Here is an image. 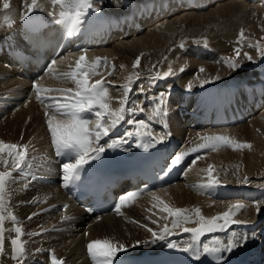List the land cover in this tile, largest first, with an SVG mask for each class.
Wrapping results in <instances>:
<instances>
[{
	"label": "bare ground",
	"instance_id": "bare-ground-1",
	"mask_svg": "<svg viewBox=\"0 0 264 264\" xmlns=\"http://www.w3.org/2000/svg\"><path fill=\"white\" fill-rule=\"evenodd\" d=\"M51 1L37 0V5L31 12H29V8L23 5L9 4L8 9L0 7V43H3L8 37L17 38L22 28V22L26 18L39 15L42 19L51 22L59 19L61 15L66 14L75 17L78 10L84 11L79 8L74 0H57L55 3ZM215 1L92 0V8L88 9L80 18V33L75 41L55 62L47 65L43 74L34 83L18 77L15 70L5 64V56L0 55V140L15 144L19 142L18 145L27 146L25 156L19 161V168L12 166L15 157H10L6 153L0 154L3 159L7 160V165L0 163V172L7 171L11 173L10 176L6 177L3 193H0V196H2L0 216L4 218L3 224L0 225L3 228V252H0V264H52L53 257H55L58 264H103L102 258L93 259L87 251V244L97 239H107L116 245L124 244L126 246V251L119 253L113 264L118 259H137L141 256L151 257L159 254L160 251L171 248L168 246L169 241L177 244L176 249H188L189 260L198 262L205 253L203 251L204 243H208L210 248L222 247L227 244L229 239L235 240L241 236L249 237L247 243L243 247L238 246L230 253H222L225 257L224 263H264V192L256 191V188L253 191H248L239 187L238 189L225 187L227 189L225 191L220 188L222 191L220 192L217 186V190L220 192L217 193V190L213 189L215 187L201 188L206 185L200 180L202 166L199 162L193 165L192 159H190L193 154L200 153L199 155H203L201 153L203 150L201 152L191 151L204 142L202 137L217 135L219 130L233 129L234 134L230 132L232 134L230 136H234L233 139L237 143L246 142V139H258L259 132H264L261 129L264 127V76L259 77V80L255 81L254 79L245 83V85L242 83V87L237 85L236 91H228L224 100H221L226 103L225 106L222 105L223 102H221V105L219 102L220 106L215 107L216 105H213V108L208 103L207 105H201L212 87H208V90L206 84V86H203V91L207 90L202 92L196 91V88L192 85V89L195 88V90L190 89V87L191 94L188 97L179 93V95L174 92L169 93L170 86L177 83V76L173 74L175 81L172 80V84L171 81H163L161 78V80L157 78L160 81L154 80L156 75L153 73L154 71L150 70L153 62L160 58L157 53L163 49L162 46L169 42L175 31L182 29L190 34L199 33L201 28H207L209 25L212 27L217 22L218 27L224 26L230 17H233L231 18L232 24L239 27L238 22L241 21V15L246 14V11L242 12L244 11L242 6L254 3L264 6V0ZM11 2L16 3L17 0ZM212 2H215L214 5L216 6L208 5ZM207 5L208 7L203 9ZM60 6L65 7L59 8ZM43 9L47 10L44 12ZM5 16L9 17L7 21L4 19ZM214 17L216 18L211 21ZM89 19H93V21L90 23ZM121 23H128L126 31L128 30L129 33L122 34L124 31L119 33ZM145 44L147 45L145 46ZM134 48L140 49L136 51ZM193 54L191 53L190 56ZM81 55L86 57L88 65L95 63L98 57L101 58V67L97 69V74L90 77V83H94L96 80L103 81L108 88L106 102L109 103L110 110H116L120 107V100L123 99L120 89L125 85L131 89L125 107L126 109L131 107L134 110L131 113L126 111L125 120L121 121L114 129H111L107 137L102 136L99 144H93V147H105V151L101 156L106 155L108 152H115L126 159L138 156L145 151H151V154H161L162 157L167 156V170L178 167V176L169 186L142 195L131 194L124 190L119 194L118 199L120 200L125 194H129L130 198L121 205L120 212L117 213L114 210L112 213L100 217L86 216L84 211L77 207L65 194V187L62 183V165L68 162H58L56 148L47 127V120L52 117L66 120L69 117L56 111L53 100L37 99V93L34 91V86L51 89V91H44L39 95L42 98L59 97L61 102H65L63 99L65 92L60 90L69 88L76 90L75 82L68 74L75 70L76 61ZM137 57L141 58V62L138 67H134ZM103 61L107 62L106 65L103 64ZM196 62L193 61L195 64ZM208 65L205 66L206 68L204 67L203 72L193 74V79L190 82L200 85L198 83H202L201 81H204L207 76L218 74V72L222 73L221 71L217 72L215 66L210 65L208 67ZM157 66L159 65L157 64ZM109 71H111V74H109ZM186 76H188V73H186ZM184 77L185 75L181 78ZM185 79L187 83L190 77ZM182 82L180 80V84L176 88L183 92L185 86ZM141 89L143 94H141ZM221 92L222 95L225 94V91L221 90ZM161 94H163L162 105L159 104ZM255 101L258 106H255ZM97 110L99 109L94 108L92 111L81 113L83 114L81 118L88 120L90 130L95 129V111ZM12 117H15V121L10 123ZM128 119H132L134 123L130 125L127 122ZM141 120L145 122L144 126L139 125L138 122ZM102 123L105 128H110V121L107 117L102 120ZM127 133H132V135H127ZM223 133L224 131L219 132L220 135ZM262 134V137H264V133ZM162 136L164 137L163 140L160 139ZM13 137H17L18 141H12ZM92 138L94 139V136ZM112 139L121 141L118 148H107V143L111 142ZM258 144L250 149L247 148L248 151H246L247 149L241 150L244 152L241 163H244L246 170L251 171L252 174H255L257 169L264 168V144ZM221 147H223V144H221ZM64 150L61 149L59 156L63 154ZM228 150L226 149V151ZM209 151H212V149L205 150L206 153ZM224 151L225 149L220 154L218 150H215L212 154L208 153L204 157L200 156L202 158L200 163L206 161L208 164L206 167L217 165V169H219V167H223V165H226L225 163H228L223 161V157L230 156L227 154L228 152ZM230 152L232 153V151ZM181 153H184L183 159L177 165H172L171 161ZM215 155H218V157H214ZM76 158L77 153L74 150L70 162L74 163ZM226 158L229 159V157ZM234 166H237V164ZM213 170H216V167ZM222 170L225 171V167ZM230 173L227 172L226 175H230ZM238 173L236 170L235 174ZM221 174H218V176ZM239 174L240 176L237 177H241V173ZM251 176L249 177L253 178ZM233 179L230 180L233 181ZM239 180L241 182L242 177ZM251 182L254 183L253 180ZM252 183L250 184L252 185ZM262 184L264 183L262 182ZM175 191H181L185 198L182 203L173 206L187 209L192 219L184 223L181 228L172 229V234L166 236L165 240L150 243L153 237L147 229L151 228L159 233L165 225L171 228L173 218L167 217V214L164 215L161 211L150 210L152 207L147 209L142 206L139 200L143 199V202L146 203L144 199H149L148 202L153 200L155 196H159V194L167 196ZM152 196L154 197L151 198ZM151 202L154 203V201ZM146 204L148 205V203ZM146 204L145 206H147ZM236 204H242L243 207L236 209L234 208ZM196 208L201 210V215L206 219L221 215L231 209L232 220L236 223L227 225L224 231L205 233L199 241H196L192 233L183 231V228L194 229L199 227L194 213ZM149 210L153 211V214ZM32 213L37 215L32 216V219L29 220L28 216ZM11 216L16 218L15 221L10 219ZM153 221H156V223H153ZM115 225L125 230L123 239L113 238V236H118ZM16 227L22 229L21 241L24 246V256L21 259L12 258L13 246L11 240L17 235L15 233ZM233 233L236 235L233 236ZM253 235L255 236L254 239L251 238ZM214 238H219L222 245L213 244ZM189 245H192V247L189 248Z\"/></svg>",
	"mask_w": 264,
	"mask_h": 264
},
{
	"label": "snow or ice",
	"instance_id": "snow-or-ice-1",
	"mask_svg": "<svg viewBox=\"0 0 264 264\" xmlns=\"http://www.w3.org/2000/svg\"><path fill=\"white\" fill-rule=\"evenodd\" d=\"M53 2H57V0H53ZM76 4H78L79 8L84 10L77 11L75 13L76 21L81 23V16L84 13L92 8V0H74ZM37 5V0H32V4L29 6V12L32 11ZM4 9L9 8V0H3ZM4 19L7 21L9 19L8 16H5ZM243 32H241V36ZM183 46V45H182ZM236 56H240V50L236 49ZM247 56L249 60H251V56L247 53L244 54ZM141 58L137 57L134 67H138L140 65ZM101 58H97L96 62L92 65H88L86 63V57L81 55L79 59L76 61L75 70L69 73L71 79L75 82L76 90L71 88L63 89L60 91L65 92V97L63 98L65 102H61V98H42L39 94L44 91H51V89H42L40 87H35V91L37 93V99L45 100L51 99L55 102V108L58 113L61 115L69 117V119L61 120L56 119L55 117L49 118L47 120V127L51 134L52 142L55 145L57 155L61 154V149H74L77 153V158L75 162H68L62 165V183L64 187H68L69 184L73 181L74 178L78 177L79 170L82 168L84 164H86L89 160L99 159L101 154L105 151L104 146L93 147V144H99L101 137H107L109 135V131L114 129L117 125L121 123V121L125 120V113L133 112L134 110L131 107L126 109L125 105L128 100L127 89L125 91L124 99L120 100V107L116 110H110V105L107 101L108 99V88L104 85L102 80H96L94 83H90V77L94 74H97V69L101 67ZM106 61H103V64L106 65ZM228 66L232 69H236L238 67L237 63L234 61H229ZM203 72L204 69L201 68L199 70ZM111 74V71H109ZM168 74L165 73V76ZM219 79V77H216ZM209 81L205 80L202 83H208ZM190 87V86H189ZM141 94H143V90L141 89ZM159 104H163V94H161V98ZM94 108H98L99 110L95 111V129H89V122L86 119L81 118L80 114L86 111H92ZM107 117L110 121V128H105L102 123V120ZM127 122L132 125L134 121L132 119H128ZM140 126H144L145 122L143 120L138 122ZM127 135H132V133H127ZM94 136V139L92 138ZM163 136L160 137L163 140ZM203 143L199 144L196 148H193L192 152H201L202 150L207 149H216L221 144L232 147L233 149H243L250 147V145L245 143H237L235 140L230 139L225 135H206L202 137ZM121 141L119 139H112L111 142L107 143V148L114 149L120 146ZM26 145H18L15 143H6L0 140V154H7L10 157H15L14 164L12 166L19 168V161L23 159L25 156ZM24 149V150H22ZM91 153V154H90ZM184 153L176 155L175 158L171 161L172 165H177L183 159ZM200 157H197L199 159ZM0 163H4L7 165V160L3 159V156L0 155ZM195 163V161H193ZM11 173L4 171L0 172V193H3L6 177L10 176ZM209 181L208 185L204 187H211L215 184H218L219 181L212 178L211 169L209 170ZM129 194L123 195V197L119 200V202L115 205V211L117 213L120 212L121 205L124 204L125 201L129 200ZM0 202H2V196H0ZM160 211L163 213H167V217H172V227L169 228L167 225L163 227V229L157 233L153 231V229L148 228L152 234L153 240L150 243L156 241L165 240L166 236H170L172 234V229L181 228L182 225L186 222H189L192 217L188 213L187 209H181L178 207H170L167 203L163 201H159ZM65 208L67 206H64ZM242 204L234 205V208L240 209L242 208ZM195 217L197 218V222L199 224L198 228L190 229L183 228L185 233H192L193 238L196 241H199L200 237L205 233H215L217 231H224L227 225L236 223V221L232 220V210L224 212L221 215L213 216L209 219H206L203 215H201V210L199 208L194 209ZM37 215L36 213H32L28 216V219H32V216ZM165 217V219H167ZM3 217L0 216V225L3 224ZM10 219L15 221V217L11 216ZM222 221V223H220ZM156 223V221H153ZM15 233L17 234L14 239L11 240V244L13 246V259H21L24 256V246L21 241L22 229L20 227L15 228ZM233 236L236 234L233 233ZM251 238H255L253 235ZM249 237L241 236L237 239H229L226 245L222 247H213L210 248L208 243H204L203 251L205 253H220L216 257V260L219 264H222L224 260V255L222 253H230L235 248L243 247ZM213 244L222 245V241L219 238L213 239ZM171 248H177V244L175 242L169 241L168 244ZM192 245H189L191 248ZM187 251L188 249H184ZM87 251L89 255L95 259L97 257L103 259V264H113V261L117 258L118 254L126 251V246L124 244L116 245L111 241L104 240H93L87 244ZM0 252H3V228L0 227ZM198 252V251H197ZM197 258H199L197 256ZM52 264H58L55 257L52 259Z\"/></svg>",
	"mask_w": 264,
	"mask_h": 264
},
{
	"label": "rangeland",
	"instance_id": "rangeland-1",
	"mask_svg": "<svg viewBox=\"0 0 264 264\" xmlns=\"http://www.w3.org/2000/svg\"><path fill=\"white\" fill-rule=\"evenodd\" d=\"M11 1H13V0H9V4L10 5H13V4L14 5L16 4L17 6L23 5L26 8H29L28 6L31 5V3H32V0H30V2H29V0H25V2H24V0H22V2H21V0H19V2H21V3H19L18 0H17L16 3L15 2L13 3ZM51 2H53V0ZM215 2L209 3L208 5L216 6V5H214ZM27 4H28V6H27ZM208 5L206 7H204L203 9L207 8ZM0 7H2L4 9V7H3V0H0ZM63 7H65V6H60L59 8H63ZM244 7H245V9H244ZM41 8H45V7H41ZM242 8L244 10L242 12L244 13L246 11V14H243L242 13L243 15H241V17H242L240 19L241 21L238 22V26L239 27H237L234 24H232L231 18H233V17H230L228 19V21L225 22L224 26L222 25V27H218V25H217L218 22H217V23L213 24L212 27H210V25L207 26L208 29L206 27L201 28L199 30L200 31L199 33L190 34L186 30H182V29L177 30V32L175 31L171 35V39L169 40V42L166 43L167 45L165 44L164 46H162L163 49L159 50V52L157 53V55H160V58L156 59L153 62V65L151 66V69L150 70L152 72L154 71L153 73L156 75L155 79L154 78L153 79L156 80L157 78H159V79L161 78L163 81H171L170 83L173 84V81H175V76H177V79H176V82L177 83L174 82L175 84H173V85L171 84L172 86H170L169 93H173V92L175 94L176 93L177 94L179 93L180 95H185L186 97H188L191 94L190 93V89H192V87H191L192 85H193V87L196 88V91H202V92H205L208 89V87H210V88L212 87V90H211L212 92L211 91H208L209 94H207V96L204 98L202 104H201V102H199V104H201V105H203V104L204 105H207V103H208V105H210L212 107H213V105L214 106L216 105L215 107H218V106L221 105V102H223L221 100L222 99L224 100V97L227 96V92L228 91L234 92V91L237 90V87H238L237 85H239V86L241 85L240 87H242L243 85H245V83H248L250 81H253L254 79H255V81L256 80H259V77L262 78L264 76L263 75V73H264V6H261V4H258V3H254V4L244 5V6H242ZM40 10H41V12H43L42 9H40ZM43 10L45 12L47 9H43ZM215 18L216 17H214L213 19H211V21L214 20ZM205 29L208 30V31H206ZM179 32H181L182 34H180ZM241 32H243V35L242 36H241ZM183 33H184V35H183ZM182 35H183V38H182ZM146 45L147 44H145V46ZM134 49L136 51H139L140 48H134ZM236 49H239L240 50V56L239 57L236 56V51H235ZM161 53H162V55H161ZM188 53H190V54L191 53L192 54L194 53L193 54L194 56L193 55L190 56V54H188ZM245 53H247L249 56H251V60H249L247 58V56L244 55ZM195 54H197V55H195ZM199 54H200V57H199ZM204 55H206V56H204ZM213 56L215 57V59H214ZM207 58H209V59H207ZM160 59H161V62H160ZM206 60H208V61H206ZM193 61L194 62L198 61V62H196V64H195V63H193ZM229 61L236 62L237 65H238V67L236 69L230 68L228 66V62ZM157 62H159V63H157ZM157 64L159 66H157ZM184 64H186V65H184ZM188 65L191 66V69H190V66H188ZM207 65H208V67L210 65L213 66V67L215 66V68H217L216 71L217 72L218 71H221L222 73H219L218 72V74L215 73L214 75L207 76L205 78V80L209 81L208 83H200L199 82L198 84H200V85H196V83H194L192 81L190 82V80L193 79L192 76L198 74L200 72L199 70L201 68H203L205 70V68L207 67ZM156 67H158V68H156ZM188 69H190V71H188ZM185 72L188 73V76H186V73ZM165 73H167L168 76H165ZM169 73H170V75H169ZM183 73H185L184 74L185 77L182 79L181 77L184 76V75L182 76ZM173 74L175 76H173ZM178 75H180L179 76L180 78L178 77ZM169 76H171V77L173 76V77L170 78ZM163 77H164V79H163ZM189 77H190V79H188L189 81L188 80L187 81L190 82L191 84L190 83L187 84L188 82L186 83V79L185 78H189ZM216 77H219V79H216ZM249 78H251V79H249ZM159 79H157V80H159ZM180 80H182L184 82V85L183 86H185V88L182 86L183 87V92L176 88L180 84ZM183 82H182V84H183ZM201 82H203V81H201ZM242 83H244V84L242 85ZM201 84H203V85H201ZM206 84H207V86H206ZM186 85H188V86L186 87ZM203 86H206L207 87V89H205L204 91H203ZM215 86H216L217 89L215 88ZM206 87H204V88H206ZM226 87H227V89H226ZM195 88H193V89L195 90ZM213 88H215V89H213ZM219 88H220V90H219ZM126 89H127V96H129L130 93H131V89H129V87L125 85L122 89H120L121 92H122V95H123V99H124V96H125ZM171 90H174V91H171ZM186 90H188V91H186ZM216 90H218L219 92H217ZM221 90L222 91H225V94L222 95ZM214 93L217 94V95H215ZM213 95H215V96L212 97ZM209 96H211V97H209ZM217 96L219 97V99H218ZM186 97H184V98H186ZM208 98L211 99V100H209ZM214 100H216L217 102L214 101ZM209 102H210V104H209ZM225 104L226 103L223 102L222 105L225 106ZM14 121H15V117H12L10 119V123H13ZM261 129L264 131V127L261 128ZM223 131H224V133H225L226 136L229 135V138L230 139H233L234 138V136L231 137L232 136L231 133L234 134V132H233L234 130L233 129L228 128V129H225ZM223 131L219 130L218 133H217V135H220L219 132L222 133ZM260 132H259V135L257 136L258 139L257 140L256 139H253L255 143L252 142L253 140H251V139H246V142L243 141V143H246V144L247 143L248 144L251 143V144H249L251 146L250 147H247L248 149H250L251 147H253L255 144L257 145L258 143L259 144H262V143L264 144V139H263L264 137H262L263 136L262 133H264V132H262V133H260ZM224 133L222 135H224ZM0 138H1V135H0ZM258 140H261V141H258ZM9 141L11 142V140H9ZM12 141H18L17 137H13L12 138ZM18 144H19V142H18ZM230 148L231 147L230 146H227V145H223V147H221V145H220V148L218 146L216 149H212V151H209L208 153H211L212 154L213 151L218 150V153L220 152V154H222L221 151L223 152L224 149L226 151V149L228 150ZM247 148H243V149H233L232 148V149L226 151V153L228 152L227 154L230 155V156H226V157H229V159L226 158V157H223L224 160L223 159H220V160H223L225 162H228V163H225L227 166L226 165H223V167H219V169H217V165H214V166H211L210 165L209 167H206V166H208V164H207L206 161L200 163V160L202 159L201 157L202 156L204 157V156H206L208 154V153L205 152V150H203L201 152V153H203V155L202 154L199 155L200 153L199 154H193V155H191V158L190 159H192L191 160L192 162L196 160L195 161V164L197 162H199V164L202 166V169H203L204 172L202 171V169L200 170V172H201L200 173L201 179L200 178L199 179L201 181H203L204 184L207 185V184L210 183V181H209V170L211 169V171L214 172V173L211 172L212 173V178H214L216 180L219 179V183L218 184H215V185H213V186H211L209 188L215 187V188H213V189H215V191L218 189V187H219L218 190L220 192L227 190L226 188H231V189L232 188H237L238 189V187H239V188H243L245 190L247 189L248 191L249 190L250 191H253L256 188L255 189L256 191L264 192V186H263L264 184H262V182L264 183V181H263L264 178L262 180V177H264V168L263 169L262 168H259V169H257L258 172L256 171L255 174H252L251 171H247L246 170V165L244 166V163H241V161H242L241 157L243 156V153H244L242 151L246 150ZM248 149L246 151H248ZM230 151H232V153ZM241 153H242V155H241ZM259 153L261 155H263L261 152H259ZM220 154H218V155L221 156ZM232 154L235 155V156L232 157L233 156ZM218 155H215L214 157H218ZM196 157H200V158L197 160V159H195ZM238 157H240V158H238ZM235 158H237L238 161ZM190 159H189V161H190ZM221 163H223V162H221ZM230 163H231V165H230ZM195 164L193 163V165H195ZM205 164H207V165H205ZM235 164H237V166H234ZM241 165H242V167H241ZM215 167H216V170H213V169H215ZM224 167H225V171L222 170V169H224ZM236 170L239 173H241V177H242L241 182L239 180L241 177H237L238 175L240 176V174L239 173L238 174H235V171ZM259 170H261V171H259ZM225 172L226 173L227 172L228 173L231 172V173H230V175L229 174L226 175ZM242 172L244 173L243 175H242ZM247 172H249V173H247ZM206 174H207V176H206ZM218 174H221V175L218 176ZM251 174H252V176H251ZM232 175H233V177H231ZM255 175H256V177H255ZM221 176H223V177H221ZM245 176H247V178H245ZM249 176H251L253 178H250ZM226 178H228V179H226ZM233 178H235V179L237 178V179L235 180ZM230 179L231 180L233 179V181L235 180L236 182L235 181L233 182ZM259 179L262 180V182H260ZM200 180H199V182H200ZM250 180L251 181L253 180L254 183H252ZM206 181H208V182H206ZM229 181L232 182V183H230ZM249 182L252 183V185ZM201 183H199V184L201 185ZM255 183H257L256 185H260V186L254 185ZM228 184H229V186H228ZM203 186L201 188H204V189L208 188V187H203ZM220 188L222 189V191L220 190ZM218 190L216 192L217 193H220ZM153 197L154 196H152L151 198H153ZM184 198H185V196H184V194L181 191H175L174 193H171V194H169L167 196H161V194H159V196L158 195L155 196L153 200H150L148 202H147V200H149V199H144V200H146V203H148V205L146 203H144L145 201L143 202V199L142 200L140 199L141 201L139 200V202H141L142 206L146 207L147 209H150L152 207L150 210L153 209V210L160 211L159 201H163L164 203H167L170 207H175L173 205L182 203L184 201ZM151 201H154V203L151 202ZM139 202H138V204H139ZM150 202H151V204L149 205ZM145 204L149 208L147 206H145ZM137 205H135V206H137ZM150 210H149V212L151 214H153V211L151 212ZM216 213L218 214V212H216ZM166 214L167 213H164V215H166ZM108 224H112V223H108ZM115 227H116V233H117L118 236H113V238H116L117 239V237H118V239H123L124 238V231L125 230H123L122 228H118L116 225H115Z\"/></svg>",
	"mask_w": 264,
	"mask_h": 264
}]
</instances>
